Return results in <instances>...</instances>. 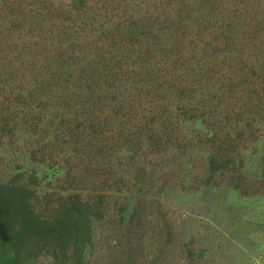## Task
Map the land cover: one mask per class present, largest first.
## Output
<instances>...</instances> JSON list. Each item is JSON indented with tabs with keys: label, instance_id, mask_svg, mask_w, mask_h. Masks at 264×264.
I'll return each instance as SVG.
<instances>
[{
	"label": "trees",
	"instance_id": "1",
	"mask_svg": "<svg viewBox=\"0 0 264 264\" xmlns=\"http://www.w3.org/2000/svg\"><path fill=\"white\" fill-rule=\"evenodd\" d=\"M189 1L37 0L31 47L0 52V142L28 133L30 159L70 187L41 197L38 171L0 180V264H89L112 212L113 241L131 242L149 172L199 158L203 194L242 187L243 151L264 143V19L250 31L248 10L263 0ZM90 179L99 189H83Z\"/></svg>",
	"mask_w": 264,
	"mask_h": 264
},
{
	"label": "rangeland",
	"instance_id": "2",
	"mask_svg": "<svg viewBox=\"0 0 264 264\" xmlns=\"http://www.w3.org/2000/svg\"><path fill=\"white\" fill-rule=\"evenodd\" d=\"M71 1L52 0V3L59 6ZM256 1L258 0H254ZM36 2L37 0H0V52L7 48L19 50L24 46L31 47L34 40L31 39L30 30L32 27L36 28ZM248 10L252 19L250 31H256V27L262 30L263 27L258 26V22L264 19V0L259 7L256 3ZM257 11L260 12L259 15L256 14ZM244 34L246 32L243 31L241 35ZM246 52L251 55L249 49ZM2 62L3 54H0V90L4 83V76L1 75ZM16 85L17 83L13 86ZM43 130L47 131L49 128L42 127L38 136L43 137L47 144L53 143L52 139L46 140ZM32 141L28 133H18L15 137L0 142V180H10L24 172L27 173V180L32 183V173L38 171L41 186L38 193L41 197L69 189L70 183L67 184L65 178H62L64 171L56 175L48 168L49 163L44 165L30 159V152L37 149ZM243 154L245 169L236 175L243 178L240 181L242 187L235 191L227 186L229 180L223 181L221 188L213 191L210 196L202 192V182L205 179L202 159L198 158L196 168L189 167L185 172H149L150 185L143 189L142 197L139 196V199H143L139 210L141 227L136 231V238L131 242L124 238L121 245L117 244V238L120 239L121 236L113 241L109 228L115 224L116 213L112 212L97 224V245L92 252H88L87 262L182 264V247L190 245L196 257L192 264H264V143H251ZM171 159V156L165 157L166 161ZM63 162L64 156H58L54 160V164L60 167ZM58 179L62 181L58 183ZM93 181L96 182L91 183L90 179L89 183H83V189H99V180ZM163 191L168 194V199L165 198L162 202L158 196ZM168 250L169 255L166 254ZM51 263L48 257L36 264Z\"/></svg>",
	"mask_w": 264,
	"mask_h": 264
}]
</instances>
